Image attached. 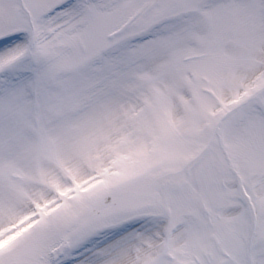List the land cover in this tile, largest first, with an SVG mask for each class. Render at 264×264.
Masks as SVG:
<instances>
[{
  "label": "snow or ice",
  "instance_id": "obj_1",
  "mask_svg": "<svg viewBox=\"0 0 264 264\" xmlns=\"http://www.w3.org/2000/svg\"><path fill=\"white\" fill-rule=\"evenodd\" d=\"M0 264H264V0H0Z\"/></svg>",
  "mask_w": 264,
  "mask_h": 264
}]
</instances>
